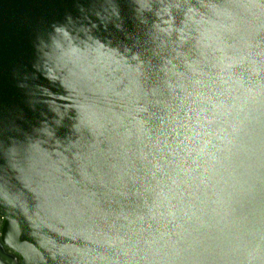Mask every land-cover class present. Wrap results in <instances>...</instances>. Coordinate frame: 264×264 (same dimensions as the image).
<instances>
[{"label": "water", "instance_id": "water-1", "mask_svg": "<svg viewBox=\"0 0 264 264\" xmlns=\"http://www.w3.org/2000/svg\"><path fill=\"white\" fill-rule=\"evenodd\" d=\"M0 219V264H264V0H0Z\"/></svg>", "mask_w": 264, "mask_h": 264}, {"label": "flooded vegetation", "instance_id": "flooded-vegetation-1", "mask_svg": "<svg viewBox=\"0 0 264 264\" xmlns=\"http://www.w3.org/2000/svg\"><path fill=\"white\" fill-rule=\"evenodd\" d=\"M1 223H2V219H0V226H1ZM5 248V247H4ZM6 251H8V249L5 248ZM9 252V251H8ZM9 253L13 254L15 256V258L17 259V261L19 262V259L17 257V254L13 253L12 251H10Z\"/></svg>", "mask_w": 264, "mask_h": 264}, {"label": "built area", "instance_id": "built-area-1", "mask_svg": "<svg viewBox=\"0 0 264 264\" xmlns=\"http://www.w3.org/2000/svg\"><path fill=\"white\" fill-rule=\"evenodd\" d=\"M13 255V254H12ZM14 256V255H13ZM14 259H15V261H16V263H18V261H17V259L15 258V256H14Z\"/></svg>", "mask_w": 264, "mask_h": 264}, {"label": "trees", "instance_id": "trees-1", "mask_svg": "<svg viewBox=\"0 0 264 264\" xmlns=\"http://www.w3.org/2000/svg\"><path fill=\"white\" fill-rule=\"evenodd\" d=\"M17 257H18V259L20 260V257H19V255H17Z\"/></svg>", "mask_w": 264, "mask_h": 264}]
</instances>
